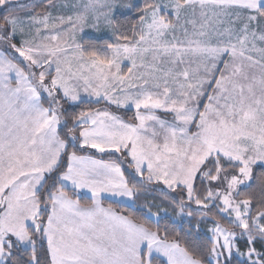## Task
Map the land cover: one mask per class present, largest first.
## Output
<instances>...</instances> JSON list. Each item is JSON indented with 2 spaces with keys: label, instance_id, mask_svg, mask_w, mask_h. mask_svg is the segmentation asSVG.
I'll use <instances>...</instances> for the list:
<instances>
[{
  "label": "snow or ice",
  "instance_id": "obj_1",
  "mask_svg": "<svg viewBox=\"0 0 264 264\" xmlns=\"http://www.w3.org/2000/svg\"><path fill=\"white\" fill-rule=\"evenodd\" d=\"M0 264H264V0H0Z\"/></svg>",
  "mask_w": 264,
  "mask_h": 264
},
{
  "label": "trees",
  "instance_id": "obj_2",
  "mask_svg": "<svg viewBox=\"0 0 264 264\" xmlns=\"http://www.w3.org/2000/svg\"><path fill=\"white\" fill-rule=\"evenodd\" d=\"M98 107H102V105H99ZM79 110V109H78ZM84 154H87V153H84Z\"/></svg>",
  "mask_w": 264,
  "mask_h": 264
},
{
  "label": "rangeland",
  "instance_id": "obj_3",
  "mask_svg": "<svg viewBox=\"0 0 264 264\" xmlns=\"http://www.w3.org/2000/svg\"><path fill=\"white\" fill-rule=\"evenodd\" d=\"M129 115H131V113L129 112Z\"/></svg>",
  "mask_w": 264,
  "mask_h": 264
}]
</instances>
